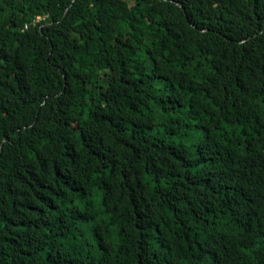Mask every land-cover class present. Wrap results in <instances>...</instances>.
<instances>
[{"label":"trees","instance_id":"1","mask_svg":"<svg viewBox=\"0 0 264 264\" xmlns=\"http://www.w3.org/2000/svg\"><path fill=\"white\" fill-rule=\"evenodd\" d=\"M0 264H264V0H0Z\"/></svg>","mask_w":264,"mask_h":264},{"label":"built area","instance_id":"2","mask_svg":"<svg viewBox=\"0 0 264 264\" xmlns=\"http://www.w3.org/2000/svg\"><path fill=\"white\" fill-rule=\"evenodd\" d=\"M43 19H45V18H43V17H41V16H40V17L38 16V18L35 20V23H39V22L42 21Z\"/></svg>","mask_w":264,"mask_h":264}]
</instances>
